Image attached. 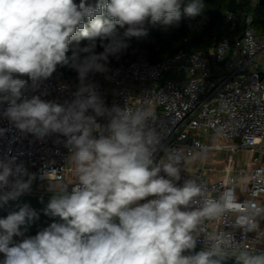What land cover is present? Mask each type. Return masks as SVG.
<instances>
[{"label":"clouds","instance_id":"clouds-1","mask_svg":"<svg viewBox=\"0 0 264 264\" xmlns=\"http://www.w3.org/2000/svg\"><path fill=\"white\" fill-rule=\"evenodd\" d=\"M182 5L188 17L205 7L204 0H0V119L10 125L0 127V139L13 129L9 145L55 134L77 180L70 191L60 184L37 211L19 202L35 179L18 162L23 153L9 147L0 156V209L16 202L0 217V264H225L231 243L224 233L205 234L195 251L202 222L236 212V227L257 230L264 207H242L231 188L216 199L193 179L179 183V150L163 145L154 110L108 106L91 78L111 79L110 58L147 36L146 23H178ZM58 65L78 78L63 103L41 98ZM41 214L50 222L29 235ZM234 259L264 264V251L239 248Z\"/></svg>","mask_w":264,"mask_h":264},{"label":"built area","instance_id":"built-area-1","mask_svg":"<svg viewBox=\"0 0 264 264\" xmlns=\"http://www.w3.org/2000/svg\"><path fill=\"white\" fill-rule=\"evenodd\" d=\"M258 2L252 0L253 5ZM244 19L240 37L233 42L224 38L208 52L180 49L176 55L156 63H121L107 74L111 79L99 73L91 78L108 106H124L127 102L133 108L154 110L152 126L161 133L163 145L179 150V183L193 179L205 188L208 198L216 199L231 188L242 207L251 203L264 207V36L254 28L251 15ZM226 20L236 21L234 13L228 12ZM117 70L118 74H114ZM61 86L66 90L61 92ZM77 87V73L58 65L51 78L43 82L41 90L48 95L41 98L63 103L73 98L71 93ZM0 127L10 125L0 119ZM13 135L14 129L8 139ZM56 138L53 134L39 141L28 135L11 145L8 139H0V156L9 147L13 155L23 153L18 155V162L23 161L35 174L26 195L51 197L60 184H67L70 191L77 182L70 154L55 143ZM219 152L228 157L223 177L208 181L187 172L185 165L189 161ZM239 152H248L250 158L234 168L233 159ZM162 155L158 152L156 159ZM239 214L226 212L218 219H205L201 225L204 232L194 233L198 236L197 246L204 247L202 241L207 233H224L231 243L226 255L235 257L239 248L264 251V214L256 217L257 230L246 234L235 226Z\"/></svg>","mask_w":264,"mask_h":264},{"label":"trees","instance_id":"trees-1","mask_svg":"<svg viewBox=\"0 0 264 264\" xmlns=\"http://www.w3.org/2000/svg\"><path fill=\"white\" fill-rule=\"evenodd\" d=\"M229 1L204 0L205 7L199 15L188 17L183 15V10H181V20L166 28L159 23L156 25L146 23L148 35L139 39L133 38L130 41V47L119 60L110 58V69L121 63L133 61L156 63L176 55L180 49L208 52L224 38L233 42L240 37L246 15L252 16L254 28L259 35L264 36V6L259 2L253 5L252 0H236L237 9L234 12L236 21L228 22L226 16L229 12ZM213 9L220 10L221 18H217L212 13ZM86 43L87 41H81V45ZM134 44L135 49L133 50ZM102 50L99 47L97 49V51Z\"/></svg>","mask_w":264,"mask_h":264},{"label":"water","instance_id":"water-1","mask_svg":"<svg viewBox=\"0 0 264 264\" xmlns=\"http://www.w3.org/2000/svg\"><path fill=\"white\" fill-rule=\"evenodd\" d=\"M186 3V2H185ZM259 4L264 6V0H259ZM237 9V2L236 0H230L228 3V11L234 13ZM181 10H183V5L181 7ZM212 13L217 17V18H221L222 14L220 12L219 9H213ZM135 49V44L133 47V50ZM50 197H40V196H32V195H23L22 197H20V203H28L31 205L32 208L36 209L37 211L43 209L48 201H49ZM43 201V203H41L40 201ZM16 202H10L9 206H7L4 209H0V217H4L7 215V213L9 211L14 210V204ZM58 220V218H55ZM50 220L48 217H45L43 214H41L40 220L30 228L28 233H36L40 228L45 227L47 223H49ZM202 248L197 246L195 251H200ZM187 254V253H186ZM228 259L225 261V264H235V259L234 256H230L227 255Z\"/></svg>","mask_w":264,"mask_h":264},{"label":"crops","instance_id":"crops-1","mask_svg":"<svg viewBox=\"0 0 264 264\" xmlns=\"http://www.w3.org/2000/svg\"><path fill=\"white\" fill-rule=\"evenodd\" d=\"M218 154H221V157H225V152H219ZM242 155L241 160L244 161L240 165L238 162L233 163L232 167L237 168L242 166L247 159H245L246 155H248V159L250 158V154L248 152H240ZM209 157L212 159L215 157H212V154L208 155L207 158L203 159L202 157L189 161L185 166L188 173L192 174L193 176H203L206 180L211 181L215 180L217 178L223 177L225 173V169L227 167V163L223 164V161H215L210 160ZM223 160V159H222ZM213 167L212 170L206 169L202 170L203 167ZM264 200V196L262 197Z\"/></svg>","mask_w":264,"mask_h":264},{"label":"rangeland","instance_id":"rangeland-1","mask_svg":"<svg viewBox=\"0 0 264 264\" xmlns=\"http://www.w3.org/2000/svg\"><path fill=\"white\" fill-rule=\"evenodd\" d=\"M212 157H215V158H213L215 161H220V162H222L223 161V164H225V163H227V161H228V157H227V155L225 154V157L223 158V157H221V154H214ZM241 157H242V155L240 154V152L234 157V159H233V161H234V163H236V162H238L239 163V165L242 163V162H244V161H242L241 160ZM211 157H209V161L210 160H213ZM223 159V160H222ZM245 159H248V155H246V157H245ZM36 233H29V235H35Z\"/></svg>","mask_w":264,"mask_h":264}]
</instances>
